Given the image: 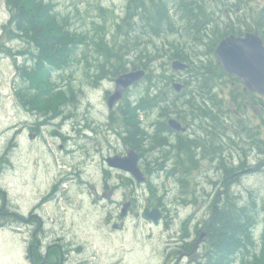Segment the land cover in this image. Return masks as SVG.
Segmentation results:
<instances>
[{
  "label": "rangeland",
  "instance_id": "rangeland-1",
  "mask_svg": "<svg viewBox=\"0 0 264 264\" xmlns=\"http://www.w3.org/2000/svg\"><path fill=\"white\" fill-rule=\"evenodd\" d=\"M57 2L58 8L70 15L74 26L89 33H93L95 21L105 23L108 28L114 24L112 13L103 11L101 5L122 15L127 13V0ZM208 3L216 16L229 11L233 16L235 11H240V7L232 10L234 0H214L213 5ZM245 3L244 12L256 13L257 16L259 6H264V0H245ZM200 10L199 7L194 8L193 15ZM9 17L6 0H0V40ZM193 20V36L199 38L202 27L198 29V20ZM140 24L132 26L130 33H146ZM162 34L166 37L165 43L172 40L177 44L178 39L184 38L179 32ZM209 39L205 38L203 48H208ZM8 43L14 49L25 45L21 41ZM150 43L146 41L145 44ZM178 44V48L175 46L173 49L182 52L181 43ZM82 52L79 60L68 69L56 73L60 84L73 85L76 101L66 106L61 117L48 118V123L41 125V137L35 139L30 137L31 127L37 123L39 115L20 104L22 100L19 101L15 95L16 86L21 85L15 59L0 51V264H44L46 255L50 259L56 257L58 264H166V256L169 260V254L172 255L171 251L182 233H195L194 229L198 227L199 223L193 224L196 213L191 193L193 188L202 190L199 184L202 181L209 185L210 190L212 184L208 182V175L211 162L202 161L199 169L189 175L187 188L191 193H186L180 176L171 172L174 156L164 159L165 154H174L172 146L167 144L157 148L159 151L146 150L142 167L147 172L151 170L148 173L151 182L139 189L130 184L119 188L115 185L112 191L110 185L122 177L119 174L110 177L109 172L104 171L108 167L104 159L126 146L117 131L120 129L123 133L124 129L111 120L112 116L119 115V105L112 111L108 106V95L114 90L115 83L111 72L99 82L94 81L97 65L93 62L102 57L96 45L91 41L85 43ZM162 52L163 55L153 64L154 70L166 73L171 70L169 73H173L171 58ZM126 54L128 60L132 58L131 50ZM176 77L193 81L196 78L191 71L178 72ZM229 77L226 75L220 81L218 91L222 98L238 90ZM163 84L166 94L169 89L165 82ZM185 100L186 96L180 97L179 105L183 106ZM211 109L214 112L223 110L216 102ZM203 112L208 116L202 115L201 127L211 130L209 120L212 111L203 108ZM189 126L193 131V118ZM234 176L232 174L229 178ZM243 183L240 190L245 193L254 188L256 193L249 194L262 195L264 199V165L259 174L244 178ZM133 192L136 194V206L129 207L128 217L120 223L117 215L122 203L133 197ZM155 203L163 205L168 212L164 223L150 222L144 216L146 206ZM204 204L201 200V208ZM117 205H120L118 210ZM204 214L202 211L198 216ZM187 218L189 221L184 229L183 222ZM114 222L119 223V227L115 228ZM203 224L204 221L200 223ZM201 235L206 234L203 231ZM33 254L36 261L32 259Z\"/></svg>",
  "mask_w": 264,
  "mask_h": 264
},
{
  "label": "trees",
  "instance_id": "trees-1",
  "mask_svg": "<svg viewBox=\"0 0 264 264\" xmlns=\"http://www.w3.org/2000/svg\"><path fill=\"white\" fill-rule=\"evenodd\" d=\"M208 2L213 5L214 0H127V13L124 15L101 5L103 11L112 13L114 24L108 28L105 23L95 21L93 33H89L73 25L70 15L58 8L57 0H6L10 17L3 28L0 51L15 59L16 76L21 78L15 95L22 100L23 106L39 115L38 125L44 124L48 118L62 115L66 106L76 101V91L72 84H60L56 73L79 60L82 46L90 41L102 54L101 59L99 56L93 62L97 65L95 82L108 76L109 72L115 79L127 71L129 65L145 68L147 74L126 90L123 102L118 104L119 115L112 116L111 120L124 129L123 133L117 129L124 142L142 153L158 150L167 144L172 146L174 154H165L164 158L174 156L171 172L180 176L182 188L191 193L187 186L189 175L193 174V134L174 131L167 119L175 114L188 124L193 115L209 108L207 94H219L220 81L226 74L220 67L215 46L224 35L243 31L245 24L264 32V6L257 10L258 16L254 13L255 18L249 19L238 14L244 12L245 0H236L232 10L240 7L242 11H235L236 18L232 21L224 13L216 16L215 11L208 7ZM197 7L201 10L193 15ZM194 18L198 20V29L202 27L199 38L193 36ZM138 22L146 33H130L131 27ZM164 32H179L184 38L178 39L177 44L172 40L165 43L166 37L161 36ZM206 37H210L211 42L208 48H203ZM17 41L25 45L14 49L8 43ZM146 41L151 43L146 45ZM179 42L182 52L173 49L175 46L178 48ZM128 50L133 53L129 60ZM162 51L171 60L178 58L191 63L186 71L194 72L196 78L194 81L185 79L187 88L180 93L171 87L173 74L170 71L154 70L153 64L163 55ZM163 82L169 89L166 94ZM132 91L135 95L131 94ZM183 95H186V100L180 106L178 99ZM212 99L215 100V97ZM223 101L221 98L219 103L224 110ZM217 116L211 115L210 119L215 127H221L223 124ZM201 130L204 128L201 127ZM211 142L215 147L214 154H220L221 150L217 147L220 141ZM228 161L225 160L226 163ZM1 166L0 159V171ZM131 183L130 177L124 179V184ZM151 190L153 192L154 188ZM249 193H256L255 189L244 193L246 200L241 196L237 202L230 196V210L222 213L214 223L210 232L212 252L209 254L212 258L208 264H230L236 258H240L242 264H264V199L262 195ZM191 194L193 197V192ZM258 225L261 229L259 238L256 235Z\"/></svg>",
  "mask_w": 264,
  "mask_h": 264
},
{
  "label": "flooded vegetation",
  "instance_id": "flooded-vegetation-1",
  "mask_svg": "<svg viewBox=\"0 0 264 264\" xmlns=\"http://www.w3.org/2000/svg\"><path fill=\"white\" fill-rule=\"evenodd\" d=\"M235 1L236 0H234V2ZM260 7L261 5L259 6L258 10H260ZM238 14L239 16L242 15L249 19L255 18V16L249 12H241ZM227 15L228 19L235 21L236 15L232 16L230 11ZM250 26L251 24H245V26L242 28L243 31L236 32V34L243 35L245 32L257 28H249ZM260 34L264 38V32L262 30L260 31ZM229 76L230 77L228 79L231 81V83L236 84L238 87L236 92L231 93L227 98H222L220 94L207 96L211 111L214 101L220 104L219 102L221 98L224 99V101L221 103L222 106L225 107L224 110L221 112H210V115H218L217 119H219L220 123L223 125L221 127H215L214 121L210 119L209 126L211 127V130H201L203 116L202 112H199L196 115H193V131H187L190 134H193L191 136L193 137L194 150L193 173L195 170L197 171L199 169L202 161L209 160L211 162V170L209 171L208 176L210 180H208V182H211L212 186L209 190V185H205L202 181V183L198 182L202 185L200 186L202 190L193 188V209L196 213V217L193 218V220L195 219L193 224L199 223L198 227L194 229L195 233H182L181 237L176 240V244L174 245L175 248L173 251H171L172 255L169 254V260L166 256V264L210 263L209 260L212 258V255H210L212 252V240L210 237V232L214 229V223H216L217 219L222 213L230 210L231 207L229 205V198L232 197L233 201L235 200L237 202L241 196L245 199L244 190H240V187L243 186V179L246 177H251L256 171L261 170L262 165H264V94L258 91L251 92L249 89H245L241 79L234 75ZM212 97H215V100H213ZM18 100L20 101L19 98ZM20 104L23 105L21 102ZM61 116L62 115L59 117ZM47 123L48 121H46L45 124ZM45 124H35L31 127L32 133L35 135V139L41 137V125ZM187 125L189 126V123ZM220 130L223 131L219 133ZM210 139L212 141H220V143L217 144V147H219L221 150L220 154H214L213 149H215V147L213 148V143ZM126 144L127 149L130 146L128 143ZM140 154L141 159L143 160L146 154L144 152H140ZM225 160H229L228 163H226ZM106 169L108 170L110 177H114L116 174H126V176L130 177L132 182H135L130 174L122 170L114 168ZM144 171L147 175H149L148 173L151 172L150 169H148V172L146 170ZM232 174H235V176L229 178ZM115 180L116 182H121V180H118L117 178ZM150 182L151 180L147 178L146 182L143 184L135 183V187L139 189L144 185H148ZM115 185L116 187L118 186V184L115 182L113 185H111L112 191H114L113 189H115ZM132 195L133 197L128 199L131 201V208L136 206V194L133 192ZM201 200H204L205 202L202 208ZM120 205H117V210L119 209ZM158 206L161 207V212L163 215L161 223H164L168 219V212L163 205L158 204ZM238 208H240V206H238ZM202 211H204L205 214L202 217H199L198 213ZM117 217L118 219L120 218V223L124 220V218L120 217V214ZM188 220L189 218L184 221L185 225H187ZM202 221H204V224L200 225ZM114 227H119V223H114ZM203 231L206 234L205 236L201 235ZM35 258L36 256L33 254L32 259H34V261H36ZM60 259L63 263V255H61ZM44 260V264H58L56 257H51L50 259L48 255H46ZM42 262L43 261L40 263ZM241 263L242 261H240V259H234L230 264Z\"/></svg>",
  "mask_w": 264,
  "mask_h": 264
},
{
  "label": "water",
  "instance_id": "water-1",
  "mask_svg": "<svg viewBox=\"0 0 264 264\" xmlns=\"http://www.w3.org/2000/svg\"><path fill=\"white\" fill-rule=\"evenodd\" d=\"M216 53L220 59L221 67L226 73L234 74L243 80L246 88L254 92L264 94V39L258 29L247 31L244 35L231 33L222 38L216 46ZM189 64L180 59L172 62V68L175 71L184 70ZM144 69L126 71L116 78V89L109 97V107L112 108L115 102L122 98L127 87L135 81L144 77ZM177 90H181L184 84L174 83ZM170 126L175 130H185L175 118L169 119ZM33 136V135H32ZM141 156L134 149L128 150L125 155L115 154L107 157L106 161L110 166L118 167L133 174L138 182L146 180L145 173L139 166ZM130 202L123 207L122 216L128 210ZM146 217L159 221L162 213L159 207L147 210Z\"/></svg>",
  "mask_w": 264,
  "mask_h": 264
},
{
  "label": "bare ground",
  "instance_id": "bare-ground-1",
  "mask_svg": "<svg viewBox=\"0 0 264 264\" xmlns=\"http://www.w3.org/2000/svg\"><path fill=\"white\" fill-rule=\"evenodd\" d=\"M205 14V13H204ZM168 175V174H167Z\"/></svg>",
  "mask_w": 264,
  "mask_h": 264
}]
</instances>
